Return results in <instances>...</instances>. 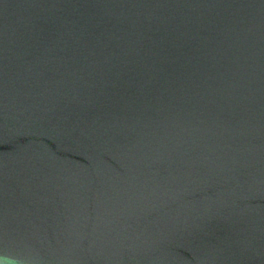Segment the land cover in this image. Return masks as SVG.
I'll use <instances>...</instances> for the list:
<instances>
[{"label": "water", "instance_id": "1", "mask_svg": "<svg viewBox=\"0 0 264 264\" xmlns=\"http://www.w3.org/2000/svg\"><path fill=\"white\" fill-rule=\"evenodd\" d=\"M0 258L264 264V0H0Z\"/></svg>", "mask_w": 264, "mask_h": 264}, {"label": "clouds", "instance_id": "2", "mask_svg": "<svg viewBox=\"0 0 264 264\" xmlns=\"http://www.w3.org/2000/svg\"><path fill=\"white\" fill-rule=\"evenodd\" d=\"M0 264H23V261L0 258Z\"/></svg>", "mask_w": 264, "mask_h": 264}]
</instances>
